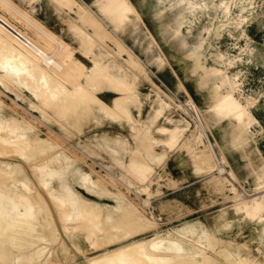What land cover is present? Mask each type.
<instances>
[{"label": "bare ground", "instance_id": "bare-ground-1", "mask_svg": "<svg viewBox=\"0 0 264 264\" xmlns=\"http://www.w3.org/2000/svg\"><path fill=\"white\" fill-rule=\"evenodd\" d=\"M25 1L29 10L12 0H0V87L5 92L10 86L28 91L41 118L48 122L62 120L59 128L65 134L81 132L84 122L117 123L125 128L132 143L124 135L103 132L91 135L81 147L86 154H96L95 148L104 147L115 163H121L122 156L128 155V164L121 163L125 176H132L126 183L147 195L148 200L143 199L145 206L153 191L160 193L163 185L176 183L165 178L163 169L162 173L160 170L155 173V167L164 165L168 150L184 149L193 173L212 174L217 170L218 174L206 182L211 192L223 198L228 197L226 190L233 192L234 203L230 210H222L221 216L227 219L234 213L233 223L239 219L258 221L264 231V164L258 165L250 150L242 145L243 133L258 121L244 104L252 99L244 97L242 101L235 96L237 75L205 66L198 73L200 67H194L186 74L197 75L198 92L208 88L206 108L198 109L180 80L177 89L187 95V100L185 104L176 103L153 83L146 67L115 34L129 15L135 13L129 0H92L91 4L81 0H50L57 10L75 14L65 20L67 30L78 41V55L75 47L62 39V31L51 30L36 18L34 3L39 0ZM164 14L165 8H161L159 17ZM109 42L116 48L113 53L127 54L124 59L127 68L114 59L108 60L113 57L105 49ZM182 47V42H176L173 55L178 57ZM92 50L94 57L89 66L81 57L87 58ZM155 61L158 68L164 66L163 60ZM140 78L155 88L153 97L149 96L145 117L138 91ZM102 91L118 96L107 104L97 95ZM173 107L196 115L195 126L186 136L189 123L173 119ZM132 108L137 109V118ZM23 117L6 113L0 99V264H264V256L253 249L258 238L250 237L242 245L225 243L205 225L192 221L159 231L156 214L147 215L123 193L108 188L98 176L94 179L90 172L74 168L72 178L79 188L91 196L113 200L114 204L84 197L69 182L73 157L65 153L62 145L63 149L54 146V150V144L40 140L34 125ZM223 121L221 139L231 140L232 146L239 149L241 178L251 183V188L241 193L234 185L227 186L230 181L222 176L227 161L224 157L217 159L212 145L203 139L206 129ZM49 148L54 151L46 154L44 151ZM42 152L46 155L39 156ZM228 172L238 180L231 168ZM154 173L155 182L151 179ZM163 177L166 182L162 184L159 181ZM149 231L150 236L137 238ZM74 232L83 236L85 246L73 236ZM258 237L262 239V233ZM88 251L97 254L88 257Z\"/></svg>", "mask_w": 264, "mask_h": 264}, {"label": "rangeland", "instance_id": "rangeland-1", "mask_svg": "<svg viewBox=\"0 0 264 264\" xmlns=\"http://www.w3.org/2000/svg\"><path fill=\"white\" fill-rule=\"evenodd\" d=\"M12 1L22 9L29 10V5L25 0ZM81 1L87 4L89 2L91 4L92 2V0ZM129 1L134 6L135 13L129 15L128 20L125 21L122 28L115 34L122 40L126 48L146 67L153 83L170 97L174 98L176 103L185 104L187 100V95L177 89V81L180 80L198 109L204 110L206 108L209 97L208 88L205 87L202 93L198 92L195 88L197 75L191 74L187 76L186 74L187 71L194 67H200L198 68V73L202 72L201 66H205L217 67L228 74L237 75L238 86L235 90V96L242 101L244 97L252 99L251 103L244 101V104L247 110L252 112L258 121L251 125V129L247 132L249 135L243 133L242 145L245 149L250 150L251 157L258 165L264 164V0ZM34 5L37 9L35 12L36 18L49 29L62 31V39L70 44L71 47H75V54L77 53L76 55H78V41L67 30V20H65L75 17V14L64 10H57L50 0H39ZM226 6L228 7L227 12H225ZM161 8H165V14L160 18L158 11ZM16 25L20 26L19 23H16ZM173 30L176 31L174 35L172 34ZM176 42H182L183 44L182 52H179L178 57L173 55ZM108 46L105 49L113 55L108 60L114 59L118 65H123L124 68H127L124 63L127 54L123 52L121 55H118L115 51L113 53L112 50H116V48L111 42L108 43ZM191 52L192 54L190 55ZM93 57L92 50V52H89L87 58L86 56H82L81 58L84 63L91 66V58ZM156 58L163 60L164 66L158 68L155 61ZM154 89V86L149 81L140 78L138 91L142 101L143 117L148 114L149 96L153 97ZM225 89L224 87L223 90ZM5 91V89L0 87V99L5 104L6 113L13 115L15 113V116L19 119L24 116V119L30 120L34 125L36 134L40 140L51 142V144H54L52 148L55 146L56 149L59 147L63 149L64 147L66 149L65 153L73 157L74 161L69 173V182L84 197L114 204L113 200L91 196L79 188L72 178L74 168L90 172L94 179L99 177V180H103L105 185L112 191L118 190L129 201L136 205L138 204V207L144 209L147 215H150L151 212L156 214L158 221L157 229L159 231L170 230L184 221L202 223L225 243L232 242L242 245L250 237L258 238V241H254L253 243V249L259 251L261 256H264V231H262L260 222L255 220L244 221L243 219L240 221L239 219L236 223H233V220H236L234 213H230L227 219L221 216L222 210L231 209L234 200L232 198V191L226 190L225 194L229 198H223L221 194H214L209 190L206 182L212 175L218 174L217 170L212 174H195L186 159L184 149L168 150L164 165L160 167L156 166L155 173L159 170L162 173L165 170V178H171L176 183L166 187L163 185L160 193L153 191L148 201L151 203V207L148 206V202H146L145 206L143 199L148 200L147 195L137 192L133 186L129 185L128 187L127 185L132 180V176H125L124 167L121 166V163L125 166L128 164V155L122 156L121 163H115L108 156L107 150L104 147L95 148L94 152L96 154H86L81 147L88 142L91 135L103 132H108L111 135H124L132 143V138L125 128L119 126L117 123L105 122L98 125L99 123L95 122L97 123L96 125H89L87 122H84L80 130L83 133L72 131L68 132L69 134H65L59 128L64 123L62 120L55 121V119H51L48 122L41 118L39 111L33 105L35 100L28 91L16 86H10V90L8 92ZM97 95L101 101L107 104L118 96L109 91H102ZM164 99L169 102L166 97ZM132 113L137 118L136 108H132ZM171 116L173 119L181 118L183 124L189 123L185 136L190 133V129L194 128L195 121H197L194 112L189 111L188 114L176 107L171 109ZM224 127L225 121L216 126H211L210 130L206 129L203 139L206 143L212 145L217 159L221 160L224 157L227 161V165L220 163L224 166L222 176L226 179L228 178L227 180L230 181L227 183V186L230 187V184H232L241 193V191L244 192V189L251 188V183L241 178L239 165L242 163V159L239 149L232 146L231 140L223 141L221 139ZM52 148L44 152L47 154V151L56 150ZM155 150L159 151V148L155 147ZM44 152L39 156H43ZM229 168L233 170L238 180H235L229 174ZM155 173L151 177L154 182L156 181ZM159 182L163 184L166 181L163 177V180ZM152 187L154 189L156 185ZM261 233L263 238L259 239L258 236ZM151 234L152 231H149L138 235L137 238H141V236L147 237ZM73 236L85 246L84 238L81 234L74 232ZM96 254L94 251L87 252L88 257Z\"/></svg>", "mask_w": 264, "mask_h": 264}]
</instances>
